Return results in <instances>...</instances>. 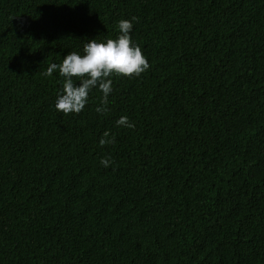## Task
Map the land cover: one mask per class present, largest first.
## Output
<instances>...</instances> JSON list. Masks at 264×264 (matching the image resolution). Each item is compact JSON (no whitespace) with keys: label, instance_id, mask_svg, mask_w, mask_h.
<instances>
[{"label":"trees","instance_id":"16d2710c","mask_svg":"<svg viewBox=\"0 0 264 264\" xmlns=\"http://www.w3.org/2000/svg\"><path fill=\"white\" fill-rule=\"evenodd\" d=\"M132 18L149 69L57 111ZM0 264H264V0H0Z\"/></svg>","mask_w":264,"mask_h":264},{"label":"clouds","instance_id":"9594fccd","mask_svg":"<svg viewBox=\"0 0 264 264\" xmlns=\"http://www.w3.org/2000/svg\"><path fill=\"white\" fill-rule=\"evenodd\" d=\"M134 19L119 20L118 35L115 38L87 39L82 54L76 51L67 52L59 64L51 63L48 66L46 75L58 71L63 77L54 103L57 111L64 114L81 112L91 90L98 88L102 93V102L96 110L102 112L105 110L103 105L107 104L108 96L113 91V75L138 77L149 69L147 57L131 36ZM74 77L77 82H74ZM116 123L128 128L134 127L127 116H121ZM110 163L107 158L100 160L104 167H108Z\"/></svg>","mask_w":264,"mask_h":264}]
</instances>
